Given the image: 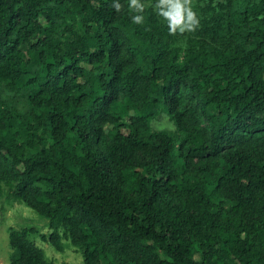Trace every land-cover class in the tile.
<instances>
[{
	"label": "trees",
	"instance_id": "1",
	"mask_svg": "<svg viewBox=\"0 0 264 264\" xmlns=\"http://www.w3.org/2000/svg\"><path fill=\"white\" fill-rule=\"evenodd\" d=\"M236 1L196 16L222 55L208 62L171 47L169 0H0V85L30 105H0V181L51 228H10L8 264H57L35 234L82 247L83 264H216L228 248L264 264V29H233L238 12L264 23V0ZM66 17L80 29L57 40ZM160 109L173 134L151 130Z\"/></svg>",
	"mask_w": 264,
	"mask_h": 264
},
{
	"label": "rangeland",
	"instance_id": "2",
	"mask_svg": "<svg viewBox=\"0 0 264 264\" xmlns=\"http://www.w3.org/2000/svg\"><path fill=\"white\" fill-rule=\"evenodd\" d=\"M221 0H169L170 7L165 6L166 12L169 14L172 24L177 27V34L171 41V47L178 52L180 60H195L216 62L221 59L222 55L212 50L209 45H213L210 40L209 45L203 44L204 36L197 33V26L187 27L192 23L188 19L189 10L194 12L199 20L206 21L207 16L216 14L221 11ZM139 3V0H137ZM143 8H147L152 3V0H141ZM130 9L134 6L129 0ZM246 0H237L235 2V9L245 7ZM235 31L244 33L251 28L264 29V23L261 20H247L242 18L240 12L233 17ZM209 24H211L209 22ZM212 27V26H211ZM57 40H65L68 38L71 29H80L78 18L66 17L64 21H58L51 26ZM183 28V31H181ZM225 21L213 30L212 36H219L225 34ZM227 34L225 35V37ZM239 43L245 47L251 46L247 42L239 40ZM89 68V65H86ZM25 89H11L4 83L0 85V105L4 102L7 106L13 107L20 112H29L30 105L26 98ZM2 106V105H1ZM216 112V109H212ZM129 113L122 115V121L127 122ZM107 129L110 125L105 126ZM150 128L154 131H166L170 134L175 132L174 123L168 118L166 113L160 109L158 114L150 121ZM231 206L230 201H218L216 209L221 212L223 216H227ZM48 219L40 216L30 207L26 206L23 201L16 198L13 194V184L0 181V264H8L11 255V248L9 246L8 234L9 229H20L24 226H35L39 232L48 233L51 228L48 225ZM59 233L63 232V228H58ZM32 240L37 246L44 251L45 259L48 262L57 264H83L82 247H74L69 240L62 238L63 250L57 251L49 242L41 240L38 234L31 235ZM198 258V255H195ZM264 261V256L263 259ZM216 264H240L238 259L234 256L232 251L228 248L222 252Z\"/></svg>",
	"mask_w": 264,
	"mask_h": 264
},
{
	"label": "clouds",
	"instance_id": "3",
	"mask_svg": "<svg viewBox=\"0 0 264 264\" xmlns=\"http://www.w3.org/2000/svg\"><path fill=\"white\" fill-rule=\"evenodd\" d=\"M131 4L133 5V6H135L137 9H140V8H142L143 7V5L142 4H139L138 2H137V0H131ZM115 7L117 8V9H119L120 8V4L117 2V3H115ZM132 19L135 21V22H137V23H139V22H142V16L141 15H135V16H133L132 17ZM188 19L192 22V23H190V24H188L187 25V27H192L197 21H196V14L194 13V12H192V11H190L189 10V12H188ZM171 30L172 31H175V27L173 26L172 28H171ZM181 31H183V28H181Z\"/></svg>",
	"mask_w": 264,
	"mask_h": 264
}]
</instances>
